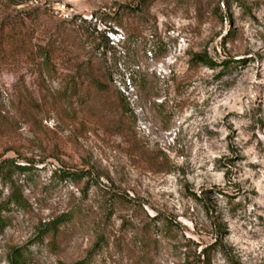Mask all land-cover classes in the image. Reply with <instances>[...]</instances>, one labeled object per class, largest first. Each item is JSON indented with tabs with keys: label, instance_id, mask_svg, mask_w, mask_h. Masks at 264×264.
Returning <instances> with one entry per match:
<instances>
[{
	"label": "rangeland",
	"instance_id": "1",
	"mask_svg": "<svg viewBox=\"0 0 264 264\" xmlns=\"http://www.w3.org/2000/svg\"><path fill=\"white\" fill-rule=\"evenodd\" d=\"M16 251L264 264V0H0V264Z\"/></svg>",
	"mask_w": 264,
	"mask_h": 264
},
{
	"label": "trees",
	"instance_id": "2",
	"mask_svg": "<svg viewBox=\"0 0 264 264\" xmlns=\"http://www.w3.org/2000/svg\"><path fill=\"white\" fill-rule=\"evenodd\" d=\"M222 62L228 63L229 61L223 60ZM204 63L208 65L214 64V62L208 58L204 59ZM22 256H23V253H21L20 251L13 252L12 258L10 259L11 264H20V262L22 261Z\"/></svg>",
	"mask_w": 264,
	"mask_h": 264
},
{
	"label": "built area",
	"instance_id": "3",
	"mask_svg": "<svg viewBox=\"0 0 264 264\" xmlns=\"http://www.w3.org/2000/svg\"><path fill=\"white\" fill-rule=\"evenodd\" d=\"M57 8L59 9V10H63V8H64V4L63 3H61V4H59L58 6H57Z\"/></svg>",
	"mask_w": 264,
	"mask_h": 264
}]
</instances>
